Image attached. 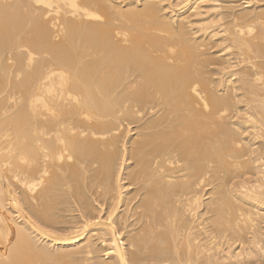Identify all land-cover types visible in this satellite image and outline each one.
<instances>
[{"label":"bare ground","instance_id":"obj_1","mask_svg":"<svg viewBox=\"0 0 264 264\" xmlns=\"http://www.w3.org/2000/svg\"><path fill=\"white\" fill-rule=\"evenodd\" d=\"M68 262L264 264V0H0V264Z\"/></svg>","mask_w":264,"mask_h":264},{"label":"rangeland","instance_id":"obj_2","mask_svg":"<svg viewBox=\"0 0 264 264\" xmlns=\"http://www.w3.org/2000/svg\"><path fill=\"white\" fill-rule=\"evenodd\" d=\"M236 251H238V250H236ZM70 262H68V263H66V264H69ZM75 262H71L70 264H74ZM56 264H59V263H56ZM61 264V263H60ZM63 264V263H62ZM65 264V263H64ZM81 264H84L83 262H81ZM85 264H87V262H85Z\"/></svg>","mask_w":264,"mask_h":264}]
</instances>
